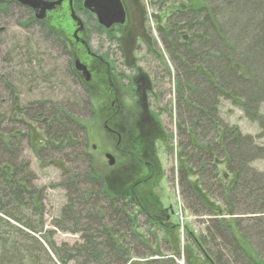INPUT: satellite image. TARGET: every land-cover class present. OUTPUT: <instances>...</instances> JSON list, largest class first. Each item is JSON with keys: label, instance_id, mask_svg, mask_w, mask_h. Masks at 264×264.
Returning <instances> with one entry per match:
<instances>
[{"label": "trees", "instance_id": "trees-1", "mask_svg": "<svg viewBox=\"0 0 264 264\" xmlns=\"http://www.w3.org/2000/svg\"><path fill=\"white\" fill-rule=\"evenodd\" d=\"M192 5H181L159 33L176 70L175 110L182 151L179 193L185 209L204 224L199 236L189 233L188 246L199 255L194 254V260L186 257L185 263L264 264V171L252 166L264 158V147L257 137L220 117L221 102L231 100L252 121H260L264 0H198ZM0 7V13L10 11L11 18H17L16 26L30 29L42 23L30 6L17 0H0ZM2 45L0 37V51ZM35 72L27 77L30 86L37 81ZM7 73L10 83L3 81L0 88V213L37 230L20 217L23 209L29 210L40 215L43 225L45 192L35 190V173L25 157L35 124L46 143L32 151L41 167L55 165L61 170L59 185L67 200L52 225L55 230L80 234L73 245L49 242L59 262L179 264L180 253L172 258L154 251L149 239L137 231L132 213L136 200L127 194L114 195L96 171L86 127L72 108H87L90 114L95 110L88 85L74 69L63 77L71 79L82 95L72 91L67 100L61 99L65 102L28 100L18 115H14L17 101L11 99L20 81L18 71L11 67ZM5 92L10 97L3 102ZM141 213L152 220L147 212ZM5 247L0 245V264L23 262L21 255L9 254Z\"/></svg>", "mask_w": 264, "mask_h": 264}, {"label": "rangeland", "instance_id": "rangeland-1", "mask_svg": "<svg viewBox=\"0 0 264 264\" xmlns=\"http://www.w3.org/2000/svg\"><path fill=\"white\" fill-rule=\"evenodd\" d=\"M121 2L126 21L109 30L102 28L96 16L83 7V0H74L75 14L84 24V30L78 32L68 1L43 12L44 17L37 18L43 25L35 23L30 25L32 29L14 25L17 18H11L10 11L1 12L0 37L4 45L0 51V88L8 79L7 72L15 67L20 81L11 99L17 101L14 115H18L22 103L28 100H67L73 95L72 91L82 95L79 87L71 84V79L63 77L69 68L74 69L88 85L95 110L90 114L87 108H72L86 127L88 151L93 154L96 171L104 177L114 195L127 194L136 200L132 213L136 217L137 231L149 239L153 250H159L166 257L180 253L177 262L186 264V257L194 260L193 255H199L198 250L188 246L192 243L189 233L199 236L204 224L185 209L179 193L177 176L182 151L175 110L176 70L159 33L168 16L176 14L181 5H197L198 0ZM51 30L55 34L49 32ZM77 61L87 68L90 81L78 69ZM32 70L36 71L37 81L30 86L27 81L31 80L27 77ZM5 95L3 102L10 97V94ZM66 106L64 103L62 107L67 109ZM260 115L259 122L252 121L236 102L223 100L220 104V117L224 122L257 137L264 147V102ZM19 117L23 119L22 115ZM31 127L28 136L31 146L26 148L25 157L31 160V170L35 173V190L46 191L43 225L40 215L29 210L23 209L20 217L26 223L30 221L37 230L0 213V245H6L9 254L21 255L23 264H62L49 242L57 246L73 245L80 241V234L55 230L52 225V219L59 215L67 201L59 185L62 174L55 165L40 166L32 148L44 145L46 138L37 125ZM26 141L29 142L25 139V144ZM107 155L113 157L114 163H110ZM252 166L264 171V158L253 161ZM141 210L153 216L152 220Z\"/></svg>", "mask_w": 264, "mask_h": 264}, {"label": "flooded vegetation", "instance_id": "flooded-vegetation-1", "mask_svg": "<svg viewBox=\"0 0 264 264\" xmlns=\"http://www.w3.org/2000/svg\"><path fill=\"white\" fill-rule=\"evenodd\" d=\"M38 1H39V0H38ZM40 1H41V4H38L37 7H34V6H32V5H28V4H26V5L30 6V7L33 9V12H34L35 16L38 17V18H41V19L44 17V13H43V12L52 9L53 7H56L57 5H60V4L64 3L65 1H68V4H69V6H70V10H71V12H72V11L75 12V9H74V0H40ZM45 1H46V2H45ZM18 2H20V1H18ZM42 2H43V3H42ZM21 3H22V2H21ZM22 4H23V3H22ZM45 4H46V5H45ZM95 4H96V3H95ZM95 4H92V2H91L90 0H83V7H84L86 10H89L91 13H93V14L96 16V19H97L98 23L100 24V26H101L102 28L109 30V29H111L112 27H114L115 25L125 23V21H126V14H125V20H124V22H120V21H117L116 14H115L113 11H112L111 14H110L111 17L108 19L109 21H110V20H114V21L112 22L111 26L108 27V26H106L105 24L101 23V22L99 21V19H98L97 14H96L95 12L92 11V9L95 8V7H94ZM43 5H45V6L47 7V9H46L45 11H43V8H42ZM43 7H44V6H43ZM48 7H50V9H49ZM89 7H90L91 9H90ZM37 11H39V12H37ZM76 16H77V15H76ZM77 17H78V16H77ZM76 21H77V27H78L77 32H78V31H82V30H84V24H83V22L81 21V19L78 17V19H77ZM106 22H107V21H106ZM83 43H84V42H83ZM84 46H85L86 50L89 51V50H88V47H87V45H86L85 43H84ZM105 63H106V62H105ZM77 64H78V65H77V66H78V69L83 73L85 79L88 80V81H90V80H91V75L89 74V72H88L87 68L85 67V65L81 64L79 61H77ZM106 65L108 66V63H106ZM89 76H90V79H87ZM109 81H110V85L113 87L114 84L112 83V79L110 78V76H109ZM115 98H116V97H115ZM119 137H120V136H119Z\"/></svg>", "mask_w": 264, "mask_h": 264}, {"label": "water", "instance_id": "water-1", "mask_svg": "<svg viewBox=\"0 0 264 264\" xmlns=\"http://www.w3.org/2000/svg\"><path fill=\"white\" fill-rule=\"evenodd\" d=\"M17 1H20L23 4L32 5L34 7H37L38 4H41L40 0L39 1L38 0H17ZM90 1L92 2V4L96 3L94 5L95 8L92 9V11L97 14L98 19L101 23L105 24L108 27L111 26L114 20L109 21L108 19L111 17L110 14L112 11L116 14L117 21L124 22L125 11H124V7L122 5L121 0H90ZM45 5H43L44 7L42 6L43 11L47 9ZM48 8L50 9V7ZM72 17L75 20L78 19L74 11H72ZM87 79H90V76ZM107 157L110 159L111 164L114 163V159L111 155H107Z\"/></svg>", "mask_w": 264, "mask_h": 264}, {"label": "bare ground", "instance_id": "bare-ground-1", "mask_svg": "<svg viewBox=\"0 0 264 264\" xmlns=\"http://www.w3.org/2000/svg\"><path fill=\"white\" fill-rule=\"evenodd\" d=\"M46 2V1H45ZM169 17V16H168ZM55 34V33H54ZM64 40V39H63ZM71 58V57H70ZM61 140V139H60ZM89 144V143H88ZM89 148V147H88ZM139 151V150H138ZM143 153V152H142ZM64 157V156H63ZM39 158V157H38ZM42 159V158H41ZM46 192V191H45ZM136 199V198H135ZM136 202V201H135ZM139 205V204H138ZM140 206V205H139ZM141 207V206H140ZM133 208V207H132ZM143 211V210H142ZM146 212V211H145ZM130 215V214H129ZM152 225V224H151ZM189 244V243H188ZM173 258V257H172ZM132 263V262H131Z\"/></svg>", "mask_w": 264, "mask_h": 264}]
</instances>
